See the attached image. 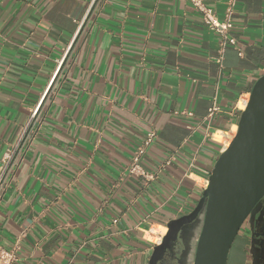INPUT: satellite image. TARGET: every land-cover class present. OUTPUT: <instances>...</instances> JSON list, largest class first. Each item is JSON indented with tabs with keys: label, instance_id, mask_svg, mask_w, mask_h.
Instances as JSON below:
<instances>
[{
	"label": "crops",
	"instance_id": "0c3cea01",
	"mask_svg": "<svg viewBox=\"0 0 264 264\" xmlns=\"http://www.w3.org/2000/svg\"><path fill=\"white\" fill-rule=\"evenodd\" d=\"M204 3L225 19L227 0ZM233 24L220 62L187 0H0V249L148 264L152 230L197 206L264 75V0H238ZM151 131L149 178L131 175Z\"/></svg>",
	"mask_w": 264,
	"mask_h": 264
},
{
	"label": "water",
	"instance_id": "95a60500",
	"mask_svg": "<svg viewBox=\"0 0 264 264\" xmlns=\"http://www.w3.org/2000/svg\"><path fill=\"white\" fill-rule=\"evenodd\" d=\"M264 197V75L242 111L235 138L219 156L197 206L171 221L148 264H158L168 241H180V264H228L243 224Z\"/></svg>",
	"mask_w": 264,
	"mask_h": 264
},
{
	"label": "built area",
	"instance_id": "2783aa9c",
	"mask_svg": "<svg viewBox=\"0 0 264 264\" xmlns=\"http://www.w3.org/2000/svg\"><path fill=\"white\" fill-rule=\"evenodd\" d=\"M187 1H189L192 4V6L195 9H197L202 14L205 24L211 30L215 31L217 34L220 35L221 44H220V51H219V54H220L219 61L221 62L222 59H223V55H224L226 49L229 46H234L235 47L234 40L230 39V31L234 27L233 18H234V15H235V11H236V6H237L238 0H227L226 10H225V19L222 22L219 21L215 17V15L213 14L212 10L209 9L205 5L204 0H187ZM239 55L242 56L241 53ZM249 99H250V96H248V98L245 99L246 100V106H247V104L249 102ZM244 109H242V111ZM215 112H217V108H213L211 110L209 116L212 117ZM236 134H237V132H236ZM236 134H233L232 136H230V141L227 142V144L225 145V147L222 150V152L224 150H226L230 146V144L232 143V141L235 138ZM155 138H156V132L155 131H151L147 135V139L145 140L144 144L141 147L138 148V150H137V152H136V154L134 156L133 163H132L131 167L128 170L129 174H131V175H139V176H142V177H144L146 179L149 178L148 174L142 168V166L140 164V161H141V158L146 153L147 148L152 144V142L155 140ZM12 156L13 155H11V157ZM10 160L6 164L4 172L8 168ZM210 175H211V173H208V177L205 180L206 188L208 186V180H209ZM114 223H117V222L115 221ZM164 236H161L159 238L160 242L158 244H160L162 242V239H163ZM18 248L19 247L16 246L12 250L0 249V264H17L18 258H17L16 251L18 250Z\"/></svg>",
	"mask_w": 264,
	"mask_h": 264
},
{
	"label": "flooded vegetation",
	"instance_id": "af4514ba",
	"mask_svg": "<svg viewBox=\"0 0 264 264\" xmlns=\"http://www.w3.org/2000/svg\"><path fill=\"white\" fill-rule=\"evenodd\" d=\"M183 247L171 238L158 264H180ZM264 264V197L246 219L229 254L228 264Z\"/></svg>",
	"mask_w": 264,
	"mask_h": 264
},
{
	"label": "bare ground",
	"instance_id": "6f19581e",
	"mask_svg": "<svg viewBox=\"0 0 264 264\" xmlns=\"http://www.w3.org/2000/svg\"><path fill=\"white\" fill-rule=\"evenodd\" d=\"M240 106H241L242 109H244L246 107V100L245 99L241 102ZM217 138L220 139L221 138L220 135H218ZM160 229H161L160 232H162V233L165 232V229H162V228H160ZM152 233H154V237L156 238V242L159 243L160 242V239L158 237H156V235L159 233V231L152 230Z\"/></svg>",
	"mask_w": 264,
	"mask_h": 264
},
{
	"label": "rangeland",
	"instance_id": "374dc122",
	"mask_svg": "<svg viewBox=\"0 0 264 264\" xmlns=\"http://www.w3.org/2000/svg\"><path fill=\"white\" fill-rule=\"evenodd\" d=\"M241 264H249L246 260H242Z\"/></svg>",
	"mask_w": 264,
	"mask_h": 264
}]
</instances>
